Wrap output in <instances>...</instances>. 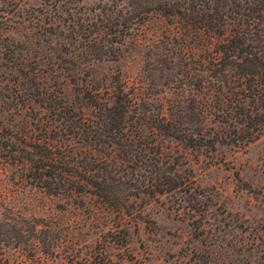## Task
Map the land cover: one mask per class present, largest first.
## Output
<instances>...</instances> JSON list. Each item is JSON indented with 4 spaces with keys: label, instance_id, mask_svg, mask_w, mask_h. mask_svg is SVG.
Returning a JSON list of instances; mask_svg holds the SVG:
<instances>
[{
    "label": "rangeland",
    "instance_id": "obj_1",
    "mask_svg": "<svg viewBox=\"0 0 264 264\" xmlns=\"http://www.w3.org/2000/svg\"><path fill=\"white\" fill-rule=\"evenodd\" d=\"M137 19L129 0H0V142L9 131L42 139L41 127L55 139L51 130L63 126L48 110L82 109L92 119L81 93L113 99L120 81L138 99L131 126L160 144L171 173L165 194L152 196L150 162H124L121 189L130 198L123 212L92 198L49 195L0 159L2 233L13 237L6 256L50 264L92 253L112 264H264V135L247 146L198 151L154 130L177 102L185 129L216 138L226 126L203 119L191 102L203 91L202 43L187 37L179 18Z\"/></svg>",
    "mask_w": 264,
    "mask_h": 264
},
{
    "label": "trees",
    "instance_id": "obj_2",
    "mask_svg": "<svg viewBox=\"0 0 264 264\" xmlns=\"http://www.w3.org/2000/svg\"><path fill=\"white\" fill-rule=\"evenodd\" d=\"M129 4L138 22L145 23L151 14L179 18L182 28L189 31L187 37L202 43L198 72L203 91L191 102L197 101L203 119L216 117L226 126L216 138L205 131L185 129V110L177 102L169 116L155 120L154 130L198 151L214 150L217 144L247 146L264 135V0H129ZM188 52L190 59L197 55L192 47ZM114 88L113 99H103L99 90L81 93L95 113L92 119L82 109L77 113L58 105L48 110L55 112V121L63 126L51 130L58 134L55 139L43 127L37 129L45 134L42 139L18 137L9 131L0 142V159L21 169L27 183L49 195L82 201L92 198L123 212L129 207L130 195L121 189L125 175L120 170L124 162L142 160L155 169L150 172L152 177L155 174L152 196L164 195V187L171 185V173L164 168L160 144L147 142L143 130L131 126L130 115L138 105L134 91L120 81ZM128 127L134 131L130 133ZM72 137L83 144L81 150L70 147ZM3 223L0 214V264H50L36 256L11 261L4 248L13 237L2 233ZM38 246L32 244L31 249L36 253ZM68 264L112 263L103 253H92L73 256Z\"/></svg>",
    "mask_w": 264,
    "mask_h": 264
}]
</instances>
